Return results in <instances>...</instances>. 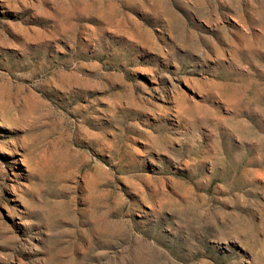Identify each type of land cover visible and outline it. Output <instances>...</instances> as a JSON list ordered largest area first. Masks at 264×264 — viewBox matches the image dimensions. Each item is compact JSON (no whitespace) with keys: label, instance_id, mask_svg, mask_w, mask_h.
Segmentation results:
<instances>
[{"label":"rangeland","instance_id":"1","mask_svg":"<svg viewBox=\"0 0 264 264\" xmlns=\"http://www.w3.org/2000/svg\"><path fill=\"white\" fill-rule=\"evenodd\" d=\"M0 264H264V0H0Z\"/></svg>","mask_w":264,"mask_h":264}]
</instances>
